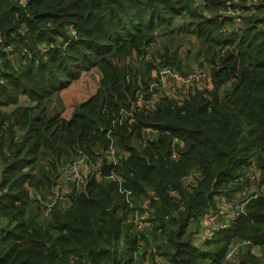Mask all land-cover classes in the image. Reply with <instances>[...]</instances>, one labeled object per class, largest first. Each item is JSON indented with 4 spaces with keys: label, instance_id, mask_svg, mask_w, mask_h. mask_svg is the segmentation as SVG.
<instances>
[{
    "label": "trees",
    "instance_id": "16d2710c",
    "mask_svg": "<svg viewBox=\"0 0 264 264\" xmlns=\"http://www.w3.org/2000/svg\"><path fill=\"white\" fill-rule=\"evenodd\" d=\"M174 34L190 46L193 36L213 64L212 90L165 72L187 75L177 50L144 72L125 65ZM93 71L97 91L66 117L61 93ZM5 124L0 264H157L160 242L169 264L175 252L179 264H264L250 246L241 261L226 259L236 244L264 247L263 194L204 237L255 170L264 189V0H0ZM109 130L118 153L99 178L91 167L112 159ZM83 158L84 184L60 205L59 180Z\"/></svg>",
    "mask_w": 264,
    "mask_h": 264
},
{
    "label": "rangeland",
    "instance_id": "374dc122",
    "mask_svg": "<svg viewBox=\"0 0 264 264\" xmlns=\"http://www.w3.org/2000/svg\"><path fill=\"white\" fill-rule=\"evenodd\" d=\"M258 1V0H257ZM187 40L192 41V45L190 46V43L183 39V35H171V39L168 37H158L157 41L154 42L150 47L146 48V54L143 58H138L136 54L134 53L130 58H128L125 62V65L128 66L131 70H137V72H144L145 71V64L154 61L155 58H158L160 54L164 53L165 49L168 48L170 51L177 50L180 56V66L179 70L183 71L184 74H190L194 72L198 68H204L207 70L212 78V70H213V64L204 57L200 55H196V50L193 47V44L196 45L197 41L193 36L187 37ZM188 52H190L188 54ZM175 71V70H174ZM177 72V71H175ZM99 80L100 76L97 72L93 71L90 73H85L77 82L73 83L71 86H69L67 89L63 90L61 93L62 98L64 100L65 104V115L66 117H70L73 112L76 110L78 105L85 100H87L90 96H92L98 89L99 86ZM206 86H209V80H205L203 83L194 85V87L205 88ZM214 87V85H213ZM7 111L13 110V107L5 109ZM6 129V128H5ZM5 129L0 128V135L4 133V137H8V132ZM146 135L148 137H152L149 133V129L146 130ZM64 173L62 174L59 182V186L56 189H60V196L61 198H65L64 194L71 190L70 186L64 181ZM68 189V190H67ZM255 189H258L257 186H255ZM80 190V189H79ZM259 190V189H258ZM63 192V193H62ZM252 193V190L249 187H246L245 192L240 193L237 195H234L232 200L233 201H243L250 197ZM59 203L62 202L60 205H67L69 202L67 200V197L64 201H61V199H58ZM139 206H141V201L138 200L135 204L136 209H139ZM48 207L45 209L43 208L41 210V213L43 215V218L48 217ZM138 216V212L136 213ZM231 219L226 217L224 222L220 221V224L228 223ZM6 223V222H5ZM173 225V223H172ZM159 245L162 246V249L156 254L155 260H158L157 264H169L167 261V258L161 255L160 253H163L167 250L166 247H163L165 245L163 242H160ZM201 245V244H200ZM234 247L236 249L233 252V259L236 262H239L243 259V256L245 252L248 251V245L243 244H236ZM149 248V247H148ZM251 250V249H250ZM263 257H261L262 263H264V247L262 248ZM174 253V252H173ZM143 259H140L139 263ZM138 263V264H139Z\"/></svg>",
    "mask_w": 264,
    "mask_h": 264
},
{
    "label": "built area",
    "instance_id": "2783aa9c",
    "mask_svg": "<svg viewBox=\"0 0 264 264\" xmlns=\"http://www.w3.org/2000/svg\"><path fill=\"white\" fill-rule=\"evenodd\" d=\"M24 1L25 0H21V3H23ZM165 72L170 73L171 76L177 77L183 86L198 85V84L203 83L205 80H209V86H206L205 88H200V90L201 91H204V90L210 91L213 89V79L211 78L210 73L207 70H205L204 68H198L194 72L187 74L185 77L173 74L176 72H174L170 69H167ZM138 103L142 105L143 104L142 99L139 98ZM116 122L117 121L114 120L113 124H116ZM121 122H122V120H121V118H119L118 123H121ZM6 127H7V124H5L4 129ZM107 137H108V139L111 140V143H110V146H109L107 153L109 155H111L112 159H108V161H107L104 158H99L95 163L92 164V167H91L93 172L99 178L101 176L105 177L102 174V167H103L104 163L105 162L111 163V162L115 161L116 160V154L118 153V150L115 147V139L112 137L111 130H109V132L107 133ZM87 169H89V166L87 165L86 159L83 158V159L76 160L67 167V170H65L64 179L69 186L71 183H75L77 185V189H80L81 186L84 184L83 170H87ZM259 181H260L259 172L257 170H255V172L252 174L251 179H250L249 184H248V187L252 190L251 194L256 193V194H263L264 195V189H261V190L255 189V186H257ZM121 190H122V188H121ZM128 193H131V192L128 191ZM251 197L252 196H250L249 198H247L243 201H234V202L225 201L221 205V209L223 212H226L224 214H226V217L230 218L231 220L225 224H219L218 222L215 224V221L217 220L218 215H212L209 218V220L211 221L210 222L211 223L210 229L207 233L204 234V237H208L210 239L215 235L217 230L225 229L231 222L236 221V218H237L239 213H245L246 212V205H247L248 200ZM130 200H134V197H131ZM136 219H137V215H135L133 220L131 218L129 220H127L126 223L135 222ZM250 244H251L250 242H245V245L250 246ZM233 252H234V250H231L227 254V256H226L227 260L233 259ZM137 255H138V253L136 252L134 254L135 259L137 258ZM78 264H87V262H86V260H83L81 263H78Z\"/></svg>",
    "mask_w": 264,
    "mask_h": 264
},
{
    "label": "water",
    "instance_id": "95a60500",
    "mask_svg": "<svg viewBox=\"0 0 264 264\" xmlns=\"http://www.w3.org/2000/svg\"><path fill=\"white\" fill-rule=\"evenodd\" d=\"M111 168H112V163L105 162L103 167H102V174L107 178L110 177L111 176ZM70 187H71V190L64 194L65 198L66 197H72L75 194V191L77 189V185L75 183H71ZM172 260H173L174 264H179L178 252H175L172 255Z\"/></svg>",
    "mask_w": 264,
    "mask_h": 264
},
{
    "label": "crops",
    "instance_id": "0c3cea01",
    "mask_svg": "<svg viewBox=\"0 0 264 264\" xmlns=\"http://www.w3.org/2000/svg\"><path fill=\"white\" fill-rule=\"evenodd\" d=\"M65 181V180H64ZM65 183L67 184V182L65 181ZM68 190V189H67ZM206 222H211L209 219L206 220ZM250 249L251 252L257 256H259L260 258L263 257V252H262V247L259 245H254V244H250ZM156 262H159L158 260H156Z\"/></svg>",
    "mask_w": 264,
    "mask_h": 264
}]
</instances>
